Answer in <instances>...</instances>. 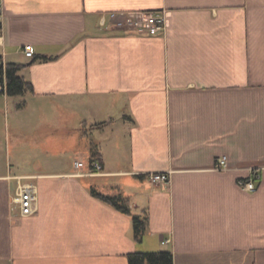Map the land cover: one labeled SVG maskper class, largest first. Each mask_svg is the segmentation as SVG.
I'll use <instances>...</instances> for the list:
<instances>
[{
  "label": "crops",
  "instance_id": "1",
  "mask_svg": "<svg viewBox=\"0 0 264 264\" xmlns=\"http://www.w3.org/2000/svg\"><path fill=\"white\" fill-rule=\"evenodd\" d=\"M0 4V56L24 66L34 89L26 96L93 124L91 134L41 118L46 104L35 105L39 119L19 122L67 131L34 138V154L18 143L16 165L0 166V264H129L131 253L161 251L174 264H264V0ZM140 12L164 13L166 31L113 28L112 14ZM8 98L0 94V113ZM79 135L86 157L98 147L102 172L69 155ZM154 173L170 181L153 184ZM253 174L255 190H244L239 181ZM20 184L36 189L31 216L16 202ZM93 189L148 212L142 241L132 218Z\"/></svg>",
  "mask_w": 264,
  "mask_h": 264
},
{
  "label": "rangeland",
  "instance_id": "2",
  "mask_svg": "<svg viewBox=\"0 0 264 264\" xmlns=\"http://www.w3.org/2000/svg\"><path fill=\"white\" fill-rule=\"evenodd\" d=\"M118 22H124L128 25V21L125 20V18H121L118 20ZM117 23L113 22V28L120 30L121 27L116 26ZM24 101H28L29 104H31V107L27 110H18L16 108V104L20 105ZM1 102V101H0ZM8 105L6 106V110L2 113H0V122L2 123V126H0V166L5 167L6 165L9 166L10 164V158H11V164L16 165V159L14 158V152L16 151L17 144L22 143L23 141L26 143H29L27 147L29 148V152L31 154H34L35 147L32 146V141L34 138H52V135L54 138H61L65 135V132L67 131L65 125H60L58 127L50 128V127H42V128H36L35 125L26 124L25 127L20 128L22 130H19L18 124L20 121H34L41 118H47L48 120H61L68 122L70 125H74V128H79V130L83 131L89 128V132L93 130V124L91 120H88L87 118H84L82 114L72 113L71 110L66 107H51L53 103L51 101H45V100H32L29 96H17V97H9L8 98ZM3 105V102H1ZM46 104V111L44 112V115H39L40 113H43L41 111H37L35 105H44ZM40 116V117H39ZM64 127V128H63ZM57 129V132H56ZM91 136V135H90ZM79 152H68L69 155H72L73 159H78L79 161H83L85 163H89L90 157H86L85 153H82L83 150V141L85 144V138H82L79 135ZM43 140V139H42ZM10 148V150H9ZM8 150L10 152V157L8 155Z\"/></svg>",
  "mask_w": 264,
  "mask_h": 264
},
{
  "label": "trees",
  "instance_id": "3",
  "mask_svg": "<svg viewBox=\"0 0 264 264\" xmlns=\"http://www.w3.org/2000/svg\"><path fill=\"white\" fill-rule=\"evenodd\" d=\"M51 57H42V60H50ZM22 64L5 63L2 56H0V86L3 92L0 94L8 97L25 96L29 93H34L33 85L21 75L23 69ZM27 101L19 105V108H25ZM96 161H101V156L98 152V147L93 146L91 149V166ZM94 195L100 197L107 203L114 206L120 212L129 215L132 218L134 237L136 241H142L148 231L149 215L146 210L141 213H133L130 201L122 194L114 196L102 195L93 189ZM129 264H174L173 253L170 251L161 252H135L129 255Z\"/></svg>",
  "mask_w": 264,
  "mask_h": 264
},
{
  "label": "built area",
  "instance_id": "4",
  "mask_svg": "<svg viewBox=\"0 0 264 264\" xmlns=\"http://www.w3.org/2000/svg\"><path fill=\"white\" fill-rule=\"evenodd\" d=\"M2 16L3 7L0 4V45L3 44L4 35L2 28ZM125 18L128 21V25L124 22H118L119 19ZM112 24L117 23L116 26L121 27L120 30L133 33L140 36H156L166 31V16L160 12H140L134 14H112ZM24 53L27 57L32 58L34 56V50L31 46L24 47ZM3 92V88L0 86V93ZM227 157L219 158L217 162L218 168L227 167ZM76 168L80 169L84 166L83 162H76ZM92 173H100L103 171V165L101 162L96 161L91 166ZM256 175L250 179H242L239 181L240 186L244 190L253 191L256 188L255 179ZM151 182L153 184H164L170 181V174L167 173H154L150 175ZM36 199V189L32 184H20L16 202L20 206L21 215L23 217L31 216L35 213L34 202Z\"/></svg>",
  "mask_w": 264,
  "mask_h": 264
}]
</instances>
